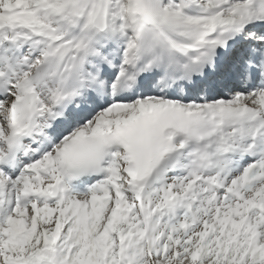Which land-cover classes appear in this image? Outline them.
I'll use <instances>...</instances> for the list:
<instances>
[{"label":"snow or ice","instance_id":"1","mask_svg":"<svg viewBox=\"0 0 264 264\" xmlns=\"http://www.w3.org/2000/svg\"><path fill=\"white\" fill-rule=\"evenodd\" d=\"M0 264H264V0H0Z\"/></svg>","mask_w":264,"mask_h":264}]
</instances>
